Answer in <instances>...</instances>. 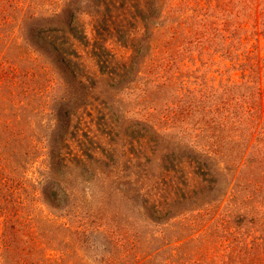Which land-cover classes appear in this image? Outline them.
<instances>
[{"label":"rangeland","instance_id":"1","mask_svg":"<svg viewBox=\"0 0 264 264\" xmlns=\"http://www.w3.org/2000/svg\"><path fill=\"white\" fill-rule=\"evenodd\" d=\"M0 264H264V0H0Z\"/></svg>","mask_w":264,"mask_h":264}]
</instances>
